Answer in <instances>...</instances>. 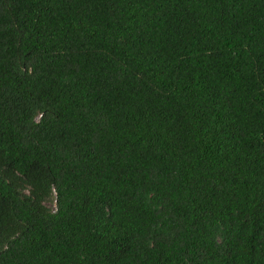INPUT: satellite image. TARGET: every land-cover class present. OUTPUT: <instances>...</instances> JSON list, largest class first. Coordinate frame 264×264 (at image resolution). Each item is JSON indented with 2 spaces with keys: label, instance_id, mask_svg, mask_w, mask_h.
<instances>
[{
  "label": "trees",
  "instance_id": "obj_1",
  "mask_svg": "<svg viewBox=\"0 0 264 264\" xmlns=\"http://www.w3.org/2000/svg\"><path fill=\"white\" fill-rule=\"evenodd\" d=\"M0 264H264V0H0Z\"/></svg>",
  "mask_w": 264,
  "mask_h": 264
}]
</instances>
